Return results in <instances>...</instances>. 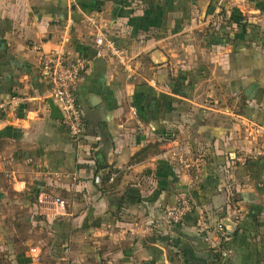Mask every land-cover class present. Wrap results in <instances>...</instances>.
<instances>
[{"label":"crops","instance_id":"obj_1","mask_svg":"<svg viewBox=\"0 0 264 264\" xmlns=\"http://www.w3.org/2000/svg\"><path fill=\"white\" fill-rule=\"evenodd\" d=\"M233 9L253 25L237 51ZM89 16L132 59V77L95 44ZM65 38L90 61L79 143L52 117L38 73ZM0 111L3 264H81L91 253L99 264H185L178 240L194 254L188 264H208L196 231L206 226L227 230L231 264H264V236L243 225L239 197L264 208V184L243 165L255 161L264 179V0H0ZM201 184L209 221L169 223L166 207Z\"/></svg>","mask_w":264,"mask_h":264},{"label":"built area","instance_id":"obj_2","mask_svg":"<svg viewBox=\"0 0 264 264\" xmlns=\"http://www.w3.org/2000/svg\"><path fill=\"white\" fill-rule=\"evenodd\" d=\"M87 25L94 30L95 44L114 55L125 67L130 77H132L136 72L132 65V59L100 28L97 17L89 16L87 18ZM68 42L69 39L65 38L59 48L42 53L38 73L48 86L47 98L52 99L61 111L62 117L60 121L68 130L70 136L79 143L86 135V117L83 107L78 102L77 90L83 81L90 61L86 56L69 49ZM134 114H137L136 109L134 110ZM262 148H260L257 154L264 153ZM171 158L184 164L187 168L191 167V163L184 157V154L177 150L172 152ZM114 175L110 176V180L114 179ZM96 181L100 182V176L96 177ZM62 202L63 200L60 197H56L52 204L57 205ZM195 207L199 209V220H204L205 213L197 201L187 193L179 192L176 201L164 210V217L169 223L180 224L185 221L186 217ZM201 230L209 249L214 254L224 255L225 251L223 247L225 240L223 236L226 233L222 232L223 229L216 230L206 226ZM125 264L142 263L131 261Z\"/></svg>","mask_w":264,"mask_h":264},{"label":"trees","instance_id":"obj_3","mask_svg":"<svg viewBox=\"0 0 264 264\" xmlns=\"http://www.w3.org/2000/svg\"><path fill=\"white\" fill-rule=\"evenodd\" d=\"M237 11H238L237 9H233V14L230 18L231 19L232 18L237 19V22L240 24L246 18L245 17L240 18L242 15L237 16L236 13H239V11L238 12ZM241 25L253 26L249 23H245V24L243 23ZM215 37H217V33H216V31H213L208 38V43L215 42L216 41ZM238 38L239 37H237V36L231 37L228 35V41L226 39L227 42H231V44H233V46L235 47V51L240 49L239 45L241 43L240 42L241 40ZM242 49H243V46H242ZM1 113L2 112L0 111V114ZM218 165H220V162L218 163ZM243 165L245 167H247L248 170H250V172L252 173L253 179L256 183L264 184V179L262 178V174H261L262 172H261V170H259L258 168L255 167V161L248 160ZM206 192H207V190L205 189L204 186H202V184L199 187V194H196V192L194 191L193 198L195 197L194 199L197 201L198 205L201 207H202V203L205 204V202H206L205 201L206 200ZM239 197L241 200L245 201L249 205V212H248L245 220L243 221V225H246L247 227L258 228L259 227V216H261V214L264 210L263 206L261 205V203H257V201H256L257 197L252 193H239ZM208 212H207V216L205 213V217H206V220L209 221L210 214ZM199 214H200L199 209L195 207V209L186 217L184 222L186 223L188 221H191L194 224H196L198 219H199ZM183 223H180V224H183ZM175 244H176L175 246L177 248H179V250L184 254L183 255V262L185 264H188L191 260L194 259V256H193L194 254L190 253L189 247L180 244V240L176 241ZM205 256L209 260L208 264H231L230 259L225 255L213 254L212 252L209 251L206 253ZM196 259H198L197 255H196L195 260ZM2 262H3V257L0 253V264H3Z\"/></svg>","mask_w":264,"mask_h":264},{"label":"rangeland","instance_id":"obj_4","mask_svg":"<svg viewBox=\"0 0 264 264\" xmlns=\"http://www.w3.org/2000/svg\"><path fill=\"white\" fill-rule=\"evenodd\" d=\"M243 17H245L244 15H242L240 18H243ZM236 18V17H235ZM230 21H233L235 24H238V25H236V26H234L233 28H234V30H235V32H234V35H236V36H241L242 35V32H243V30L244 29H246L247 28V26L246 25H241V24H243V23H238L237 22V19H231L230 18ZM232 24V23H231ZM239 27H241V28H239ZM232 28V29H233ZM237 29V30H236ZM263 149V151H264V148H262ZM257 156H260V158H263L264 157V153L263 154H257ZM55 199V198H54ZM232 200V199H231ZM52 202H53V200H52ZM231 202H233L234 203V200H232ZM233 206V205H232ZM197 224V223H196ZM199 228H200V226H199ZM94 230V229H93ZM196 231L198 232V233H202V230L201 229H196ZM225 231H227L226 229H225V227L223 228V231L222 232H225ZM259 236H264V222L262 223V224H259V229L258 230H254ZM95 232V230L94 231H90L88 234L89 235H92L93 233ZM227 236H229L228 235V233L226 232V234H224V236H223V239L224 240H228L227 239ZM18 242L20 243V242H22V240H18ZM92 246H95V244H94V242L92 243ZM93 251H97V250H93ZM260 251H262V252H264V250H263V248L261 247V249H260ZM40 259L42 260V262L44 263V264H46V263H49V259H47V258H42V257H40ZM81 263V262H80ZM73 264H75V262L73 263ZM81 264H99V260L94 256L93 257V254L91 253V256H89V258H86V261H85V263H81Z\"/></svg>","mask_w":264,"mask_h":264},{"label":"water","instance_id":"obj_5","mask_svg":"<svg viewBox=\"0 0 264 264\" xmlns=\"http://www.w3.org/2000/svg\"><path fill=\"white\" fill-rule=\"evenodd\" d=\"M214 6L211 7V10H213ZM49 104L51 108V115L52 117L56 119H61L62 114L61 111L59 110L58 106L53 102L52 99H49Z\"/></svg>","mask_w":264,"mask_h":264}]
</instances>
